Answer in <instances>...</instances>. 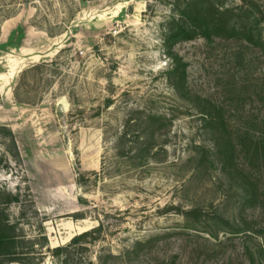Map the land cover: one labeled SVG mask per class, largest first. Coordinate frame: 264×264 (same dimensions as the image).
Listing matches in <instances>:
<instances>
[{
	"label": "rangeland",
	"instance_id": "obj_1",
	"mask_svg": "<svg viewBox=\"0 0 264 264\" xmlns=\"http://www.w3.org/2000/svg\"><path fill=\"white\" fill-rule=\"evenodd\" d=\"M219 1L238 9L245 33L176 45L187 65L181 96L167 78L163 33L184 0H0V127L18 149L0 132V191L20 196L5 209L34 264H63L55 249L100 225L96 240L70 248L68 264L107 254L108 264L258 259L264 0ZM149 115L166 126L138 164L131 143L117 145ZM229 145L233 162L221 153Z\"/></svg>",
	"mask_w": 264,
	"mask_h": 264
},
{
	"label": "trees",
	"instance_id": "obj_2",
	"mask_svg": "<svg viewBox=\"0 0 264 264\" xmlns=\"http://www.w3.org/2000/svg\"><path fill=\"white\" fill-rule=\"evenodd\" d=\"M175 7V12L171 18L165 24V30L163 33V47L165 55L171 60V69L167 73V78L172 86V88L181 96L185 95L187 92V65L184 63L182 58H180L175 53V46L188 41H193L199 37L211 41L214 37H237L245 30H241L237 22H233V17H236L235 8H225L221 1L219 0H184ZM249 41L250 38H248ZM262 39V38H261ZM261 41V40H260ZM1 98V93H0ZM207 117L204 119L210 123L214 120L210 113H206ZM140 131L136 136L131 139L130 132L128 130L124 131L121 135L118 143V147L121 144L131 143L130 160L137 161L138 164L145 162L155 149V138L158 131L166 126L165 118L161 116L149 115L145 119H140L136 121L133 127ZM148 130H151L148 135ZM0 132L11 138L12 145L17 151V144L15 140V135L8 127H0ZM138 132V131H137ZM125 142V143H124ZM135 145L137 148H135ZM264 151V146L260 143H255V149L253 150L254 155L258 156V153ZM226 159V162H233V155L235 154V147L229 145L225 151L221 152ZM156 155V154H154ZM153 155V156H154ZM155 157V156H154ZM227 165V164H226ZM225 169H229L225 167ZM20 203V196L13 195L10 192L0 191V258L6 259L9 263L18 264H34L32 262L31 250L34 246L30 248L32 244L30 240H27L24 231L20 227L19 223H12L7 209L5 207L11 204ZM188 215V214H187ZM102 225L84 232L80 235L75 236L71 242L65 247H58L54 252L58 256L64 255L63 264H68L71 253L70 248L73 246H78L84 248L87 239L96 240L98 234L102 231ZM258 231V230H257ZM257 233L260 237L258 259L257 256L252 252H247L249 255L250 264H260L261 254L264 256V230H260ZM231 234L244 233L248 235L246 231L244 232H231ZM97 237V238H96ZM252 237V236H251ZM42 240L45 245H48L47 236H43ZM140 245L139 242L135 244V247ZM113 258L112 255H100L97 257L98 264H108V262Z\"/></svg>",
	"mask_w": 264,
	"mask_h": 264
}]
</instances>
